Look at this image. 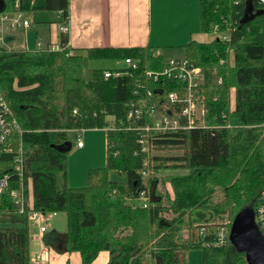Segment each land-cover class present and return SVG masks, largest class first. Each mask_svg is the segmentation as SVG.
<instances>
[{
	"label": "trees",
	"instance_id": "trees-1",
	"mask_svg": "<svg viewBox=\"0 0 264 264\" xmlns=\"http://www.w3.org/2000/svg\"><path fill=\"white\" fill-rule=\"evenodd\" d=\"M13 1L0 0V14L11 12ZM68 2L20 0V10L61 11L67 20ZM253 4L262 13L236 28L229 44L215 39L209 43L192 40L181 46L184 57L204 72L202 120L206 125L157 133L152 140L157 153L152 157L154 177L146 185L139 173L143 155L137 135L125 128L106 133L105 166L89 170L84 187L67 184L71 150L67 132L102 129L107 115L124 120L139 82L153 91L156 88L143 78V70L130 69L125 76L105 80L102 69H89L84 77L83 58L68 55L67 49L39 51L0 45V93L21 130L9 141L14 149H22L24 161L19 177L13 172L11 157L0 158V174L10 176L0 195V218H10L8 225L0 221V264H30L27 215L33 211L64 213L63 252L78 253L81 264H91L102 251L108 253L107 264H148L143 258L147 253L153 260L150 264H177L178 253L186 264L187 252L194 249L201 251L202 264H246L244 255L230 243L211 245L213 235L204 238L210 241L206 246L192 231L181 244L175 236L184 225L190 230L196 223L221 221L225 215L233 220L245 206L264 213V3ZM242 9L243 5L234 6L232 0H198L200 31L212 33L216 28L225 32L235 27ZM11 39L5 37L6 42ZM61 43H67L66 36H61ZM228 48L233 51V65L225 62ZM86 57L91 61L140 57L149 70L166 64L163 57L154 58L151 50L140 48L88 49ZM170 83L164 84V94L174 90ZM230 87L235 90L231 112ZM172 150L181 154H158ZM164 168L187 172L169 178L172 198L157 188L155 176ZM112 170L123 172L126 180H111L108 173ZM21 185L23 213L9 195ZM144 189L151 193L146 208L126 202ZM217 189L222 199L213 203L210 197ZM51 236L44 238L47 245L54 241Z\"/></svg>",
	"mask_w": 264,
	"mask_h": 264
},
{
	"label": "crops",
	"instance_id": "crops-1",
	"mask_svg": "<svg viewBox=\"0 0 264 264\" xmlns=\"http://www.w3.org/2000/svg\"><path fill=\"white\" fill-rule=\"evenodd\" d=\"M24 14L28 28L5 34L1 46L36 50L35 43L40 42L42 47L52 46L55 51L61 47L63 35L67 38L65 49L70 55H80L83 61L88 49L98 48L149 49L154 58L161 56L169 60L185 58L181 46L189 41L209 43L215 40V35L200 31L198 0H69L66 34L60 32L64 19L61 11ZM9 36L12 39L6 42L5 37ZM124 59L89 61L116 63L113 68H103L104 71L121 68ZM230 59L233 64V57ZM75 148V152L86 150L85 144ZM44 226L43 233L35 227L29 229L30 257L41 256L44 252L46 261L43 264H81L78 253L63 252L64 232H47L45 223ZM51 233L54 241L47 245L44 238ZM108 260V253L100 252L92 264H107Z\"/></svg>",
	"mask_w": 264,
	"mask_h": 264
},
{
	"label": "built area",
	"instance_id": "built-area-1",
	"mask_svg": "<svg viewBox=\"0 0 264 264\" xmlns=\"http://www.w3.org/2000/svg\"><path fill=\"white\" fill-rule=\"evenodd\" d=\"M9 1V0H7ZM244 0H232L234 6H239ZM257 3H264V0H253ZM24 12L20 10V0L13 1V10L11 12H3L0 14V44L4 42V36L18 29H27L29 22L24 19ZM62 20L60 24V32L62 34L68 33V22ZM236 30L235 27H229L225 32H220L216 28L213 33L215 39L222 42L230 43L231 33ZM217 34V35H216ZM66 44L61 45L58 50L61 51L66 48ZM36 50L39 51H54L52 46L42 47L40 42L35 43ZM227 52L231 55V50ZM68 55L70 52L68 51ZM154 56V54H153ZM231 64L232 59L228 58ZM121 68L104 70L102 72L103 78H119L128 74L129 70H143V78L156 84L154 91L147 87V85L139 82L137 88L134 90L132 98L127 104V113L124 120H115L114 116L107 115V124L102 130L107 133L114 130L125 128L128 131H134L137 135L136 142L140 146V152L143 155L142 169L140 170L141 179H147L151 175V168L149 165L150 152L152 151L153 137L160 132L175 131V130H189L198 127H205L202 117L205 115L203 107L204 94L202 93V86L205 84V76L201 67L196 65L193 61L187 58L169 59L166 64L159 70L147 69L144 59L125 58L122 61ZM171 82L174 85V90L163 93L162 88L164 84ZM157 83L161 84L158 87ZM220 83V80H219ZM180 92L182 94L180 95ZM75 114L76 111L73 110ZM14 133H21L15 119L12 118L11 110L4 101L0 93V158L3 155H9L13 165V172L19 177L23 174L24 161L23 151L20 147L14 149L10 137ZM82 142L77 141L76 147H81ZM10 180V176L6 173L0 174V195L3 194ZM14 203L18 204L19 212L23 213L24 194L22 185L18 190H12L9 193ZM132 207L146 208L150 200L149 189H144L137 192L135 198H128ZM55 214V213H53ZM49 215V214H48ZM47 214L42 212H29L27 221L29 227L38 226L40 233L45 232L44 223L48 221ZM255 221L260 230L264 233V213L262 209L255 211ZM205 229H202L201 236L207 237ZM213 235V240L210 242L214 246H225L229 243V230L219 228ZM210 236V235H209ZM207 245L209 242L206 243ZM45 253L40 256H31L30 262L33 264H43L45 260Z\"/></svg>",
	"mask_w": 264,
	"mask_h": 264
},
{
	"label": "rangeland",
	"instance_id": "rangeland-1",
	"mask_svg": "<svg viewBox=\"0 0 264 264\" xmlns=\"http://www.w3.org/2000/svg\"><path fill=\"white\" fill-rule=\"evenodd\" d=\"M245 1L246 0H244L240 5H243V7H244ZM253 3H254V1H253ZM242 14H243V9H242ZM241 17H242V15L240 16V18ZM28 18H30V16H28ZM240 18L238 19V21L234 22V25L236 26V28L239 27ZM211 34L215 35L213 32ZM231 53L232 54L230 55L226 51L227 58H226L225 62L227 64H231L230 61L228 60V58L230 56L233 57V59H234V55H233L232 50H231ZM177 56L181 57L180 54H178ZM115 65H116V63H114V62H100V63L90 62L87 58L84 57V61H83L84 77L87 75V71L90 68H98V69L113 68ZM234 92H235L234 87H230V89L228 91V95H229L228 101H229V111L230 112L233 111V109H234V103H235ZM67 135H68L69 141L71 142V150L67 156V184H68V186L73 187V188L84 187L87 183V176H88L89 170L94 169V168H102L105 166V161H106V136L105 135L106 134L101 129H94V130L87 129L84 131H74L73 130V131L68 132ZM77 141H80L83 144H85V149H86L85 151L75 152L76 151L75 147H76ZM155 154H157V153H155L154 150H152L150 152V158H151V160L149 161L150 168L152 166V157ZM158 154L176 156V155L181 154V151H176V150L166 151V152L163 151V152H159ZM97 166H100V167H97ZM139 173H140V171H139ZM186 173L187 172L185 170H172V169H166V168H164L163 170H160L158 172V174L155 176V177H157V183L156 184H157L158 190L166 198L168 196L170 198H172L173 192L171 190V187H170V184L168 181L169 178L171 176L183 175ZM108 176L112 180H117V181H125L126 180V175L123 172H118L116 170L110 171L108 173ZM151 176L154 177V175L152 174V170H151L150 177ZM147 180H148V178L142 180L144 185H146ZM210 199H211L210 201L213 203L220 201L222 199V191L217 189L212 194ZM27 201L30 204V201H31V193L30 192H29ZM126 202L130 203L128 198L126 199ZM47 217H49L48 221L45 223V225L47 227V232L59 233V232H65L66 231V218H65L64 213H55V214L50 213L49 215L47 214ZM9 219H10L9 217H7V218L2 217V218H0V221L1 222L6 221V222H3V224H7ZM231 222H232V219H228L227 215H225L224 219L221 221H219V219H216L213 221L212 220L209 221V223H202V224L196 223L191 227L190 230L187 229V226L184 225L183 227L182 226L180 227L175 238H176V241L181 244L184 241L188 240V235H189L190 231H192L195 233L194 234L195 236L201 237L202 244L206 246L207 241L205 239H203V237L201 236L202 229H205V231L207 233L206 235L208 237L209 235H212L213 233H215L216 230L219 228H223L224 230H226V229L229 230ZM33 227H35L36 229L38 228V226H33ZM29 229H30V227H29ZM208 240H210V239H208ZM208 242H210V241H208ZM152 244H153V242L148 244V246L146 247V251H149L150 247H152ZM102 252H105V251H102ZM143 258L145 260H147L148 264L153 262L152 258L150 257V255L148 253ZM177 258H178L177 264H182L181 261H182V258H184V256L181 253H178ZM185 259H186V264H202L201 263V251L196 250V249L190 250L187 252Z\"/></svg>",
	"mask_w": 264,
	"mask_h": 264
},
{
	"label": "water",
	"instance_id": "water-1",
	"mask_svg": "<svg viewBox=\"0 0 264 264\" xmlns=\"http://www.w3.org/2000/svg\"><path fill=\"white\" fill-rule=\"evenodd\" d=\"M261 13L262 10H255L252 0H246L239 28ZM228 241L244 255L246 264H264V234L255 221L252 206H245L236 213L230 225Z\"/></svg>",
	"mask_w": 264,
	"mask_h": 264
}]
</instances>
